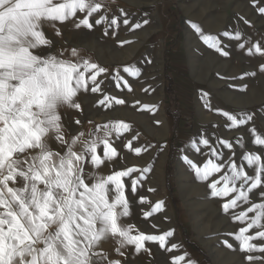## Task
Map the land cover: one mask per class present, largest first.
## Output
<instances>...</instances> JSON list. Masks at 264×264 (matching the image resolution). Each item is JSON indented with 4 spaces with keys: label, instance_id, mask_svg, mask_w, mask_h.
I'll use <instances>...</instances> for the list:
<instances>
[{
    "label": "snow or ice",
    "instance_id": "obj_1",
    "mask_svg": "<svg viewBox=\"0 0 264 264\" xmlns=\"http://www.w3.org/2000/svg\"><path fill=\"white\" fill-rule=\"evenodd\" d=\"M250 2L264 16V0ZM149 23L123 7L113 9L108 0H0V264H128L130 255L151 257L150 245L169 254L167 264H197L175 240L166 201L153 202L145 194L153 165L122 162L124 149L139 158L158 145L123 120L80 118L78 94L101 93L103 80L97 78L102 74L132 91L121 70L113 75L74 46L54 48L53 38L62 37L68 24L76 30L103 26L104 35L117 36L121 28L135 31ZM241 24L251 26V21L239 16L232 31L220 34L228 44L196 24L191 27L224 57L229 45L264 57V40L247 38ZM122 71L137 77L141 69ZM259 71L264 73V63ZM201 100L222 121L211 133L201 129L192 137L180 159L205 183L208 195L221 200L223 213L242 225L224 233L221 243L238 250L242 264H264V112L224 110L207 92ZM125 104L124 98L104 94L94 107L111 111ZM65 106L73 113L71 122ZM222 126L233 131L231 138L217 135ZM133 205L145 220L164 214L167 230L155 224L151 227L159 234L137 230L128 222ZM109 240L114 246L105 249Z\"/></svg>",
    "mask_w": 264,
    "mask_h": 264
},
{
    "label": "rangeland",
    "instance_id": "obj_2",
    "mask_svg": "<svg viewBox=\"0 0 264 264\" xmlns=\"http://www.w3.org/2000/svg\"><path fill=\"white\" fill-rule=\"evenodd\" d=\"M166 1L169 13L173 16L167 25V32L173 35V42L177 44L176 51H173V56L176 57L174 63L165 55L166 50H163L162 42L159 41L158 33L164 26L157 24L156 20H151L152 25L149 27L139 29L134 40L129 38L128 30L123 28L118 30L117 36L105 35L104 38L91 30L94 39L89 42V46L84 38L85 33L68 24L62 29L63 35L59 37L58 47L74 46L82 57L113 70V75L115 69H120L124 79L128 81L131 92L123 81L117 86L111 77L105 78L103 74L98 77V81L103 80L100 85L101 93L78 94L83 107V116L80 118L83 120L87 117L96 123L123 120L130 123L134 130L141 132L143 139L158 145L156 150L142 154L139 158L124 149L122 162L129 166L153 165V171L148 174L144 184L145 194L153 202L160 199L166 201L165 214L171 218V226L176 229V242L183 245L197 264H242L241 253L221 243L225 238L224 233L238 230L242 225L223 213L221 200L211 198L205 183L197 181L194 174L187 170L180 159V150L201 129L211 133L212 126L222 121L218 113L202 107V92L209 93L212 103L224 110L264 112V73L259 71L264 57L259 54L249 56L246 51L242 52L231 45L230 55L224 57L205 45L191 25L200 26L206 34L217 36L228 44V39L220 34L225 30L232 31L238 25V17L243 16L251 21V26L241 24V31L252 41H262L264 16L253 10L250 0ZM108 2L113 9L117 8L111 0ZM125 40L130 43L119 42ZM146 58L153 62L147 64ZM128 66L141 69L140 75L131 77L123 73V68ZM253 72L256 75H251ZM245 73L248 75L245 76ZM241 76L244 78L231 79ZM104 94L124 98L126 104L114 106L111 111H101L94 107V103L97 96ZM137 101L139 104H136ZM144 105L151 110H146ZM65 110L68 121L71 122L73 113L67 110V106ZM149 116L153 117L151 121L148 120ZM151 122L155 127L161 128L165 135H157L152 131L148 133L146 127ZM217 135L231 138L233 131L222 126ZM172 136L176 143L170 149L169 140H172ZM117 148L119 150V144ZM178 164L186 173L183 186H187L184 188L180 186L177 177ZM156 168L160 171L157 176ZM149 187L157 191L147 193ZM145 210H148L147 206ZM163 215L157 213L145 220L137 208V217L128 221L137 230L159 234L151 226L155 224L160 230H167L169 221L164 220ZM229 240L232 242L231 238ZM158 255L155 253V260L160 259L164 263L168 261L169 255Z\"/></svg>",
    "mask_w": 264,
    "mask_h": 264
},
{
    "label": "crops",
    "instance_id": "obj_3",
    "mask_svg": "<svg viewBox=\"0 0 264 264\" xmlns=\"http://www.w3.org/2000/svg\"><path fill=\"white\" fill-rule=\"evenodd\" d=\"M113 4L116 7L117 6L123 7L125 10L130 12L136 18L149 19L150 23L144 26L143 28H147L150 25H152L151 20H156L158 22L157 24L163 25L164 26L163 29H160L158 33L160 34L159 41L162 42L163 50H166L165 55L172 60L171 63H174L173 60H175L176 57L173 56L175 55L173 51H176L177 44H174L173 42V35H170L167 32V25L173 16L172 14L169 13V5L166 0H115ZM147 12H151V13L149 14ZM102 27L103 26H97L94 30H92V32L96 34L98 33L101 38L102 37L104 38L105 35L103 34L104 31ZM81 32L85 33L84 38H85V41L88 42L87 45L89 46V42L94 39L93 36H91V30L81 29ZM51 33H52V30L48 29V34L50 36H51ZM138 33H139V29L135 31H128V36L129 38L134 40V38L137 37ZM154 34L156 35L157 33L155 32ZM53 39H54V48L58 47L59 38L54 37ZM94 42L96 41L94 40ZM171 139L172 140H169L170 149H172L174 143H176V140L173 141L174 136H172ZM105 171H107V169ZM136 217H137V207L133 205V213L131 217L128 218V220H131L132 218H136ZM128 222L131 223L130 221ZM113 246H114V241L109 240L104 243L105 249H109ZM150 247H152L151 257H149L148 254L146 253L141 254L140 256L130 255L128 257V264H167V262L164 263L163 260H160V259L155 260L154 257H155V253H157V255L159 254L158 256H165V257H168L169 254L163 252L162 250H159V248L155 245H150Z\"/></svg>",
    "mask_w": 264,
    "mask_h": 264
},
{
    "label": "bare ground",
    "instance_id": "obj_4",
    "mask_svg": "<svg viewBox=\"0 0 264 264\" xmlns=\"http://www.w3.org/2000/svg\"><path fill=\"white\" fill-rule=\"evenodd\" d=\"M152 18V17H151ZM163 117V116H162ZM151 119H153V117L152 116H149L148 117V120L149 121H151ZM160 119H161V117H160ZM139 123H141V122H139ZM161 128H157V127H155L153 124H152V122L151 123H149V125L146 127V131L148 132V133H151V131L152 132H154V133H161V134H163V136L165 135L164 133H163V131L162 130H160ZM163 129V128H162ZM161 134H159V135H161ZM158 135V134H157ZM163 136H161L162 138H163ZM181 162V161H180ZM160 173V171H159V168H156V171H155V174H156V176L158 175ZM155 174H153V175H155ZM185 171L184 170H182V168H181V165L180 164H178V168H177V177H178V180H179V184H180V186L181 187H183L184 188V186H187V185H184L183 186V180H184V178H185ZM182 188V189H183Z\"/></svg>",
    "mask_w": 264,
    "mask_h": 264
}]
</instances>
